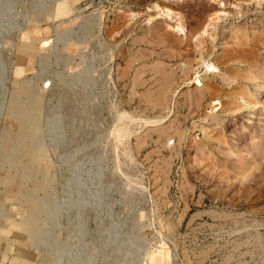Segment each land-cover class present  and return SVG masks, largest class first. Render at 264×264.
Segmentation results:
<instances>
[{
  "label": "rangeland",
  "instance_id": "1",
  "mask_svg": "<svg viewBox=\"0 0 264 264\" xmlns=\"http://www.w3.org/2000/svg\"><path fill=\"white\" fill-rule=\"evenodd\" d=\"M0 264H264V0H0Z\"/></svg>",
  "mask_w": 264,
  "mask_h": 264
},
{
  "label": "bare ground",
  "instance_id": "2",
  "mask_svg": "<svg viewBox=\"0 0 264 264\" xmlns=\"http://www.w3.org/2000/svg\"><path fill=\"white\" fill-rule=\"evenodd\" d=\"M166 12H167L168 14L170 13V14L178 15V12H176V11H174V10H166ZM179 15H180V14H179ZM171 16H172V15H171ZM174 17H175V16H174ZM182 27H183V25H181V26L179 25V26H178V30H179V29L182 30ZM210 68H212L211 65H210Z\"/></svg>",
  "mask_w": 264,
  "mask_h": 264
}]
</instances>
